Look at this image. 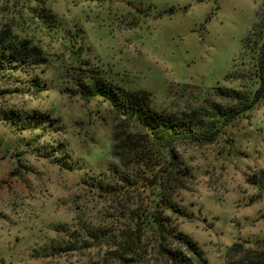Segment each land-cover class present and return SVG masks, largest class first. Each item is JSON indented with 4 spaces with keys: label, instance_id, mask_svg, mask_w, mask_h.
I'll use <instances>...</instances> for the list:
<instances>
[{
    "label": "rangeland",
    "instance_id": "374dc122",
    "mask_svg": "<svg viewBox=\"0 0 264 264\" xmlns=\"http://www.w3.org/2000/svg\"><path fill=\"white\" fill-rule=\"evenodd\" d=\"M0 28L47 59L0 67V264H116L117 234L154 213L160 171L175 158L187 177L173 197L184 213L173 217L206 264H226L235 243L264 249V98L214 143L154 147V165L124 168L108 103L83 100L74 79L87 61L175 114L215 87L255 93L264 0H0Z\"/></svg>",
    "mask_w": 264,
    "mask_h": 264
},
{
    "label": "trees",
    "instance_id": "16d2710c",
    "mask_svg": "<svg viewBox=\"0 0 264 264\" xmlns=\"http://www.w3.org/2000/svg\"><path fill=\"white\" fill-rule=\"evenodd\" d=\"M40 18L48 27L55 23L54 16L45 9L40 13ZM75 38L69 39L68 43L73 54L83 49L80 46L76 50L80 41L78 36ZM46 60L43 50L30 40H20L10 28H0V67L29 71L45 64ZM84 63V66L81 63L78 66L84 74L74 76L76 89L85 101L100 97L108 103L115 124L112 155L124 168L130 165H154L156 160L151 155L154 147L171 150L176 143H214L226 126L252 110L264 98L261 56L257 64L260 87L255 93L215 87L204 97L201 107L181 114L156 111L150 94L126 90L109 81L99 69H91L87 61ZM213 98L225 101V104L215 102ZM42 120L40 118V122ZM186 177V169L176 158L164 166L158 178L160 191L154 213L135 214L133 224L122 228L115 238L112 259L116 264L144 261L146 264L207 263L199 244L179 229L173 217L184 213L173 197L184 187ZM93 235L98 238L97 233ZM58 250L56 246L51 247L52 253ZM226 259V264H264V249H252L244 243H235L227 250Z\"/></svg>",
    "mask_w": 264,
    "mask_h": 264
}]
</instances>
